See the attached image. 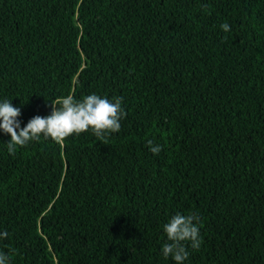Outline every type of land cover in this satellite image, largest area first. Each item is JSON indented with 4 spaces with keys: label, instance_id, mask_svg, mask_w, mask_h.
<instances>
[{
    "label": "trees",
    "instance_id": "trees-1",
    "mask_svg": "<svg viewBox=\"0 0 264 264\" xmlns=\"http://www.w3.org/2000/svg\"><path fill=\"white\" fill-rule=\"evenodd\" d=\"M91 94L122 99L119 132L11 155L0 130L8 264H175L176 213L200 217L184 264H264V0H0L21 128Z\"/></svg>",
    "mask_w": 264,
    "mask_h": 264
},
{
    "label": "clouds",
    "instance_id": "clouds-1",
    "mask_svg": "<svg viewBox=\"0 0 264 264\" xmlns=\"http://www.w3.org/2000/svg\"><path fill=\"white\" fill-rule=\"evenodd\" d=\"M220 27L225 32L231 30L227 23ZM121 103L122 99L119 97L113 102L97 94L84 96L81 100L68 95L52 102L50 115H37L21 128L17 119L21 114L20 108L14 107L10 100L5 99L0 102V130L10 135L7 150L11 155L15 154L18 146L23 147L30 141L38 140L41 135L61 143L73 134L78 135L91 129L94 135L102 138L107 133L120 131V120L126 116ZM148 146L154 155L162 150L159 145L153 146L151 140L148 141ZM199 222L200 217L195 213H176L172 216L163 226L168 241L162 245L163 256L171 257L175 264H184L189 255L185 242H190L191 248L196 250L201 247ZM7 236L6 231L0 233V238ZM8 260L6 254L0 253V264H8Z\"/></svg>",
    "mask_w": 264,
    "mask_h": 264
}]
</instances>
